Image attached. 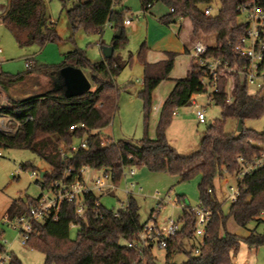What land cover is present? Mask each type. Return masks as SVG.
Here are the masks:
<instances>
[{
  "label": "trees",
  "instance_id": "16d2710c",
  "mask_svg": "<svg viewBox=\"0 0 264 264\" xmlns=\"http://www.w3.org/2000/svg\"><path fill=\"white\" fill-rule=\"evenodd\" d=\"M62 2L65 0H61ZM115 0H76L66 11L71 30L82 27L87 32H101L106 22L112 23L114 34L111 46L114 51L122 49L127 42L124 35L123 19L126 9L113 10ZM211 0H140L142 11L154 3H161L169 12L159 18L164 24L188 19L194 35L212 36L214 46H207V55L221 57L229 66L244 63L234 51L245 30V24L238 21L235 11L237 0H221L216 15L206 16L200 5H208ZM264 5V0H261ZM0 21L19 42L43 46L59 40L54 24L45 13L44 0H8L0 13ZM147 47L142 44L137 59L143 66L142 89L138 95L143 101V121L148 125L151 110V93L168 78L174 63L175 53H166V58L156 63L146 61ZM128 62V61H127ZM71 65L87 70V79L94 87L82 95L65 97L58 87L59 69ZM121 67L113 55L99 62H90L84 52L72 50L63 55L57 65L43 66L33 61V65L21 74L9 75L0 70V87L6 89L26 75L37 72L47 77L53 88L41 94L30 95L19 100H10V106L1 108L16 124L12 133L0 130V147L28 149L44 160L48 169L36 179L41 189L51 187L64 177L69 170L68 180L87 167L109 173L110 180L118 185L123 170L130 167H145L150 172H166L176 176L178 181H189L199 175V203L211 211L202 238L203 244L197 255L188 253L181 264H232V257L243 243L248 249L264 245V167L246 175L241 183L239 195L231 202L228 214L224 215L213 184L224 174L235 176L239 167L237 159L251 161L264 153V130L256 132L246 129V119H257L264 113V94H248L244 77L238 73L219 71L218 92L211 95L220 107V119L210 123L200 139L199 148L193 154L183 156L172 148L166 139V129L176 108L192 104L196 94L204 92L200 82L201 72L191 68L185 77L175 79L173 87L159 107L156 123V137L145 134L136 142L129 140L112 141L101 136V130L109 125L116 110L118 89L114 83ZM231 77V101H226L227 78ZM241 120L243 129L235 134L224 131L226 120ZM83 123L85 128L69 131L73 124ZM85 135L86 149L62 157L60 147H68ZM21 170L26 164L19 165ZM100 195H102L100 193ZM180 198V197H179ZM19 197L12 200L4 213L11 220L24 213L29 206L28 199ZM84 213L78 216L71 202H63L56 213L44 221L34 224L26 245L44 255L43 264H133L136 253L126 247V242L137 236L142 229L138 218V206L132 195L126 205L116 211L107 209L95 193L83 196ZM180 230L167 240L166 262L180 251L184 240L193 236L194 219L190 207L181 210ZM152 214L149 217L151 219ZM227 217L240 228L248 230L246 236L226 231ZM253 224L252 228H248ZM76 226L74 238L69 237V228ZM2 232H0L1 236ZM1 250V245H0ZM148 262L150 250L146 252ZM9 264H21L12 257Z\"/></svg>",
  "mask_w": 264,
  "mask_h": 264
},
{
  "label": "rangeland",
  "instance_id": "374dc122",
  "mask_svg": "<svg viewBox=\"0 0 264 264\" xmlns=\"http://www.w3.org/2000/svg\"><path fill=\"white\" fill-rule=\"evenodd\" d=\"M76 0H44L45 13L48 20L54 24L55 32L59 38L57 41H50L43 46L36 43L27 44L17 41L11 31L0 21V70L9 75H17L25 72V58L32 57L39 65L50 66L59 64L63 55L75 49L82 50L90 62H99L102 57L101 48L111 46L114 38L113 27L103 26L101 32H87L82 27L71 30L67 21L66 11L72 7ZM8 0H0V10H3ZM161 4V3H160ZM116 8H126L124 18L132 19V25L124 28V35L127 39L122 49L114 51L121 69L114 78L118 89L116 110L109 125L101 130V136L106 139L129 140L136 142L145 132L151 138L156 137V123L159 115V103L164 99L173 87L174 81L167 79L162 81L151 93V110L148 125L145 128L143 121V101L138 95L142 89L143 66L137 59L139 47L156 45L152 48L154 54L157 48L166 44L176 50L172 75L182 76L185 73L186 62L192 64L191 57L185 53L181 44L191 47L200 42L205 46H214L212 36L194 35L191 32V25L188 19H179L175 23L158 25L148 24L141 13L140 0H116ZM208 6L211 15H216L221 7V0H211L208 5H200L203 9ZM166 7V6H164ZM139 15V17H138ZM242 21V17L238 18ZM112 24V23H111ZM163 36L162 43L157 40ZM168 44V45H167ZM128 61V62H127ZM33 65V64H32ZM87 76V70H84ZM171 86V87H170ZM53 88L44 75L33 72L26 75L21 81L8 86L6 89L0 87V130L12 133L15 129V122L1 108L10 106V100L23 99L30 95L41 94L47 89ZM94 87L91 84L90 90ZM249 94H254L253 87L248 88ZM203 107L205 122L200 123L195 114V106ZM220 107L208 97V91L196 94L192 104L176 108L171 121L166 129L165 135L168 144L179 154L187 156L196 152L199 148L200 139L207 130L208 123L220 119ZM246 129L256 132L264 130V113L257 119H246L243 122ZM224 131L228 134H237V121L229 119L224 123ZM79 138L73 139L77 145ZM0 256L7 251L11 257H15L21 264H43L44 255L35 249L29 248L21 243L18 231L13 228L10 222H5L4 213L12 200L19 197L35 199L42 191L36 183L38 176H32V171L37 173L48 169L47 163L35 152L28 149L3 148L0 147ZM26 164L27 168L21 170L19 165ZM133 177L126 176L125 183L135 184L132 197L138 206V218L140 224L153 223L149 220L150 215L155 219V225L162 227L169 219L177 220L181 215L182 208L196 207L199 204L198 183L200 176L197 175L189 181H178L176 176L166 172H150L145 167L135 168ZM101 175L103 170L86 169L85 179L94 173ZM127 172V169L126 171ZM40 178V177H39ZM227 181V185L225 184ZM218 201L224 215L228 214L231 202L225 194L227 186H235V180L230 175L224 174L213 182ZM124 181H120L110 194L100 195V191L94 190L99 196L100 203L107 209L116 211L126 205L127 198L120 190ZM180 197V198H179ZM123 201V203H121ZM249 224L248 228H252ZM226 231L229 233L245 236L247 229L238 227L231 217H227L225 223ZM76 226L69 228V237L74 238ZM198 238L184 240L180 251L175 252L170 264H181L188 253L193 255V249L198 245ZM165 249H161L156 243L150 248V258L155 264H167ZM9 264V262L5 263ZM232 264H264V245L248 249L243 243L232 257Z\"/></svg>",
  "mask_w": 264,
  "mask_h": 264
},
{
  "label": "built area",
  "instance_id": "2783aa9c",
  "mask_svg": "<svg viewBox=\"0 0 264 264\" xmlns=\"http://www.w3.org/2000/svg\"><path fill=\"white\" fill-rule=\"evenodd\" d=\"M235 11L242 17V22L245 24V30L240 37L239 42L234 46V51L239 55L242 66L234 64L229 66L228 61L221 57L207 55V46L196 42L189 50L188 54L191 57L192 65L196 71L201 72L200 82L205 91H208V97L211 99L213 93L218 92L219 71L225 70L228 73H238L244 77L246 84V92L248 88L253 87L254 94H264V5L261 0H237ZM203 14L211 15V9L208 6L203 8ZM130 18H124L123 24L129 25ZM103 26L112 27L110 22H106ZM1 54V49H0ZM2 59L0 58V63ZM33 59L25 58V67L30 68L33 64ZM231 77L227 78L225 91L227 93L226 101H231ZM249 94V93H248ZM195 106V114L200 123L205 122L203 107ZM175 113V112H174ZM83 123L73 124L69 127V131L84 129ZM85 135L79 138L77 145L71 144L68 147H60L59 153L62 157H66L79 149H86ZM1 156V154H0ZM239 167L238 173L232 177L235 180V186H227L225 194L230 202H235L238 195L241 183L244 177L256 169L264 167V153L253 158L251 161H245L239 157L237 159ZM87 167L81 168L79 174H76L72 180H68L70 171L65 170L64 177L53 183L51 187L41 189L42 191L34 201H30L28 209L14 217L11 220L5 219V222H10L13 228L18 231L21 243L26 245L29 236L35 232L34 224L44 221L50 214L56 213L63 202H71L76 207L78 216L84 213L83 196L87 193H94V190L100 191L101 194L112 193L118 186L111 182L109 173L103 172L101 175L92 173L88 180L84 177V172ZM95 170V169H93ZM123 170L122 179L124 181L121 192L126 196H130L133 192L135 184L130 182L125 183L126 176L133 177L135 170L133 167ZM31 175L38 176V173L32 171ZM127 182V181H126ZM227 185V181L225 183ZM123 203V201H121ZM190 212L194 219V228L192 238H198V245L193 249V255L199 253L205 233V228L210 221L211 211L203 207L200 203L196 207H190ZM153 223L143 224L142 229L137 233V236L126 242V247L133 250L137 255V260L133 264H150L146 256L147 250L154 245L161 249H166L167 240L172 238L181 228L179 219H169L167 224L162 227L155 225V219H150ZM12 257L7 251H3L0 256V264L10 262Z\"/></svg>",
  "mask_w": 264,
  "mask_h": 264
},
{
  "label": "crops",
  "instance_id": "0c3cea01",
  "mask_svg": "<svg viewBox=\"0 0 264 264\" xmlns=\"http://www.w3.org/2000/svg\"><path fill=\"white\" fill-rule=\"evenodd\" d=\"M115 2H116V0H115ZM122 8H116L115 6H113V10H115V11H117V10H121ZM124 9H126V8H124ZM141 9V8H140ZM3 10H0V13L2 12ZM169 12V9L167 8V7H164V5L163 4H160V3H154V4H152V5H150V6H148V8H147V10L146 11H142V9H141V13H142V15L145 17V21L148 23V24H152L153 22H154V24H156V25H158V23L157 22H159L158 20H159V18L161 17V16H163V15H165V14H167ZM138 17H139V15H138ZM152 22V23H151ZM160 23V22H159ZM124 25V24H123ZM132 25V19L130 20V24L129 25H124V28L126 27V26H131ZM168 25V24H167ZM112 28V27H111ZM163 38V36L161 37V38H159V40H157L158 41V43H161L160 45H163L164 43H162V39ZM179 44H181V46H182V49H183V51L185 52V53H188V50L191 48V46L190 45H187V44H182V42H179ZM168 45V44H167ZM146 47H147V52H146V61L148 62V63H156V62H158V61H162V60H164L165 58H166V53H176L175 51L176 50H173V48H171V47H169V46H166V44H164L163 46H160V48H157V50H156V52L154 53V54H152L151 52V50H152V48H155L156 47V45H152V46H147L146 45ZM101 52H102V48H101ZM114 53V52H113ZM32 58V57H31ZM33 59V58H32ZM102 60H104V57H103V55H102V57H101V60L100 61H102ZM173 66H174V63H173ZM190 68H191V62L190 63H188V62H186V64H185V74H187L188 72H189V70H190ZM172 72H174L173 71V67H172V70H171V72H170V74H169V76H168V78L167 79H171V80H175V79H179V78H183V77H185L186 75H182V76H175V77H173V76H171L172 75ZM167 79H165V80H167ZM164 81V80H163ZM171 87V86H170ZM169 93V92H168ZM167 96V95H166ZM165 99V98H164ZM164 99H161V101H160V103H159V107H160V105H161V103L163 102V100ZM175 114V113H174ZM111 140V139H110ZM112 141H114V140H112ZM108 194H110V193H108ZM23 200H25L26 201V199L25 198H23ZM247 235V234H246ZM245 235V236H246Z\"/></svg>",
  "mask_w": 264,
  "mask_h": 264
},
{
  "label": "water",
  "instance_id": "95a60500",
  "mask_svg": "<svg viewBox=\"0 0 264 264\" xmlns=\"http://www.w3.org/2000/svg\"><path fill=\"white\" fill-rule=\"evenodd\" d=\"M119 31L114 34L115 38L119 37ZM114 49L112 46L102 47V55L104 59H108L113 55ZM58 78L61 81V85L58 87L62 90L65 97H75L82 95L83 93L90 90V82L87 79L84 72L77 67L66 65L59 69ZM210 125V122L207 126ZM243 129L242 121H237V131L241 132ZM43 172L39 173L41 178ZM25 201V200H24Z\"/></svg>",
  "mask_w": 264,
  "mask_h": 264
}]
</instances>
